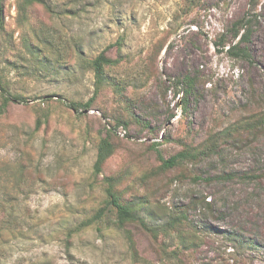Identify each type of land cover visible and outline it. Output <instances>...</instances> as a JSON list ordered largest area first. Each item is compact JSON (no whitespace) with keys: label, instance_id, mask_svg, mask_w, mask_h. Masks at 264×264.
Segmentation results:
<instances>
[{"label":"rangeland","instance_id":"374dc122","mask_svg":"<svg viewBox=\"0 0 264 264\" xmlns=\"http://www.w3.org/2000/svg\"><path fill=\"white\" fill-rule=\"evenodd\" d=\"M44 2L0 10V66L26 100L0 113V264H264V0ZM238 21L251 60L215 47ZM105 50L153 133L118 125V92L97 89L90 62ZM104 138L116 152L97 178ZM184 149L199 155L161 169ZM107 176L153 231L119 229L111 213L69 235L103 205Z\"/></svg>","mask_w":264,"mask_h":264},{"label":"trees","instance_id":"16d2710c","mask_svg":"<svg viewBox=\"0 0 264 264\" xmlns=\"http://www.w3.org/2000/svg\"><path fill=\"white\" fill-rule=\"evenodd\" d=\"M20 9L24 15H26L27 9L36 4H41L49 11V8L46 6L44 0H21ZM5 0H0V10H3V5ZM4 27V19L0 14V28ZM253 30L247 24H244L243 21H238L233 28L232 36L233 40L228 41L225 40V37L219 38V41L215 43V47L219 53H225L227 56L234 59H252V51H251V37ZM10 63V62H8ZM119 63L118 59H114L108 55V52L103 51L97 58L90 62V66L92 71L95 74L97 89L101 91L105 86H112L116 89L119 94L120 103H123L126 106L127 114L125 116H121L117 118L118 125L124 126L128 129L131 125L141 126L144 129H147L153 133V129L149 123H143L138 119V116L132 112L131 110V101L127 98L124 93V87L117 80H113L110 77V69L115 68ZM4 70L0 66V113L5 112L8 107L13 103H24L26 100L17 95H12L8 91L6 78L4 75ZM176 88H179L183 85L185 87V93L187 98L193 91L195 87V81L193 78L186 76L183 80L177 81L175 83ZM92 102H88L86 104L70 102L66 104L69 108L74 111H80L81 109H86L91 107ZM258 125H261L264 128V116L260 119ZM41 126V120H38L37 128ZM259 126H257L258 128ZM116 146L109 138H104L101 140L98 146V152L96 161L93 167V172L95 177H99L103 174L104 168L108 162V160L115 154ZM196 150L184 149L181 152L177 153L174 156L165 159L162 155L159 156L162 165L161 169L169 171L170 169L177 168L178 166H182L185 162L196 159L199 154H196ZM232 177V176H231ZM121 179L117 177H104L102 180L103 184V192L105 194V201L103 205L98 209L96 215L93 219H90L86 222H83L78 229L72 230L70 232V236L74 232H79L83 230V228L90 227L94 223L104 222V220L109 216V214L113 213L115 220V226L119 229H126L127 226L139 223L147 230H150L145 223L144 219H142L141 211L144 209L143 204H138L133 201L126 200L122 193L118 190V186L120 185ZM153 231V230H150ZM128 232V231H127ZM133 243L132 238H130ZM69 243V240H68Z\"/></svg>","mask_w":264,"mask_h":264}]
</instances>
